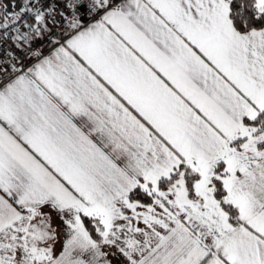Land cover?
<instances>
[{
  "label": "snow or ice",
  "instance_id": "obj_1",
  "mask_svg": "<svg viewBox=\"0 0 264 264\" xmlns=\"http://www.w3.org/2000/svg\"><path fill=\"white\" fill-rule=\"evenodd\" d=\"M0 264H264V0H0Z\"/></svg>",
  "mask_w": 264,
  "mask_h": 264
}]
</instances>
